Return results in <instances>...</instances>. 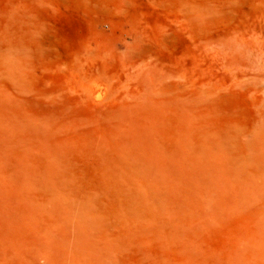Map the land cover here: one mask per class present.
Listing matches in <instances>:
<instances>
[{
	"label": "rangeland",
	"instance_id": "1",
	"mask_svg": "<svg viewBox=\"0 0 264 264\" xmlns=\"http://www.w3.org/2000/svg\"><path fill=\"white\" fill-rule=\"evenodd\" d=\"M0 264H264V0H0Z\"/></svg>",
	"mask_w": 264,
	"mask_h": 264
},
{
	"label": "bare ground",
	"instance_id": "2",
	"mask_svg": "<svg viewBox=\"0 0 264 264\" xmlns=\"http://www.w3.org/2000/svg\"><path fill=\"white\" fill-rule=\"evenodd\" d=\"M129 163V162H128ZM263 171V170H262ZM246 191V190H245ZM143 202V201H142ZM80 219V218H79Z\"/></svg>",
	"mask_w": 264,
	"mask_h": 264
}]
</instances>
